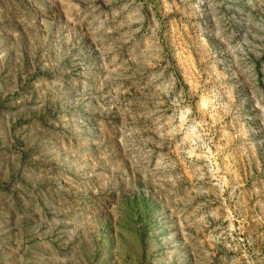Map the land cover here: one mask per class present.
Listing matches in <instances>:
<instances>
[{"label":"rangeland","instance_id":"374dc122","mask_svg":"<svg viewBox=\"0 0 264 264\" xmlns=\"http://www.w3.org/2000/svg\"><path fill=\"white\" fill-rule=\"evenodd\" d=\"M0 264H264V0H0Z\"/></svg>","mask_w":264,"mask_h":264}]
</instances>
